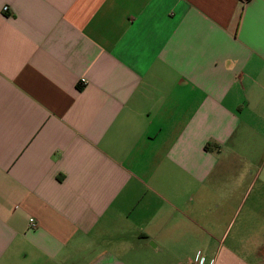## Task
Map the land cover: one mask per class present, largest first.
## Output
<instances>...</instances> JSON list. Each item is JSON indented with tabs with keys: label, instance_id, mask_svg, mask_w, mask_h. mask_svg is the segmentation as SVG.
<instances>
[{
	"label": "crops",
	"instance_id": "0c3cea01",
	"mask_svg": "<svg viewBox=\"0 0 264 264\" xmlns=\"http://www.w3.org/2000/svg\"><path fill=\"white\" fill-rule=\"evenodd\" d=\"M263 154L264 0H0V264H264Z\"/></svg>",
	"mask_w": 264,
	"mask_h": 264
},
{
	"label": "rangeland",
	"instance_id": "374dc122",
	"mask_svg": "<svg viewBox=\"0 0 264 264\" xmlns=\"http://www.w3.org/2000/svg\"><path fill=\"white\" fill-rule=\"evenodd\" d=\"M257 167H259V169H262L260 171V174H258V172L256 171V174H254L253 172H250L249 174L253 175L254 174V179H253V183L256 185L255 189H256V194H257V200L259 199H264V191L263 189H260V187H258L259 184H263L264 182V154L260 157L257 158ZM253 173V174H252ZM254 187L252 188V192H254ZM251 198V195L250 197ZM248 202V200L246 201V203ZM245 203V204H246ZM256 214H257V234H259V232L262 230V232L264 233V222H263V218H264V203L263 206H258L256 208ZM263 219V220H262ZM263 243V240H259V238L257 239V243L259 242Z\"/></svg>",
	"mask_w": 264,
	"mask_h": 264
},
{
	"label": "built area",
	"instance_id": "2783aa9c",
	"mask_svg": "<svg viewBox=\"0 0 264 264\" xmlns=\"http://www.w3.org/2000/svg\"><path fill=\"white\" fill-rule=\"evenodd\" d=\"M245 1L246 0H241V3H244ZM29 223H30V227H35L36 226V223H35L33 218L29 219ZM190 264H194V263H190Z\"/></svg>",
	"mask_w": 264,
	"mask_h": 264
}]
</instances>
